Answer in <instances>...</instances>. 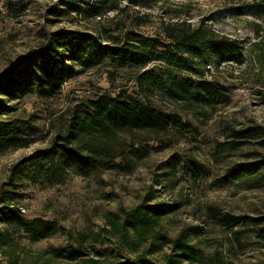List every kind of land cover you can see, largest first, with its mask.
<instances>
[{
  "label": "rangeland",
  "instance_id": "obj_1",
  "mask_svg": "<svg viewBox=\"0 0 264 264\" xmlns=\"http://www.w3.org/2000/svg\"><path fill=\"white\" fill-rule=\"evenodd\" d=\"M256 4L264 6V0H0V74L36 51L46 34L58 30L89 34L106 43L105 36L122 38L129 31L162 38L166 24L184 21L196 27L202 21L217 36L237 41L244 55L241 65L225 62L218 69L207 68L209 73L203 77L217 82L228 101L218 102L212 111L187 113L184 118L199 134L192 140L164 138L168 144L164 148L158 142L145 143L147 153L144 158H132L127 174L96 175L70 168L60 185L26 187L15 203L20 213L29 219L54 221L59 230L35 243L24 232L15 233L20 264H79L95 259V251L114 246L102 231L107 228L105 216L147 198L152 199L151 204L175 207L160 225L169 237L175 238L187 227L201 228V235L192 237L191 242L203 251V264H211L213 257L218 264H264V242L257 237L258 229L241 225L226 231L208 217L210 212L264 217V170L235 175L240 168L250 171L264 157L262 139L233 143L230 137L232 130L255 128L264 132V11L260 17L250 14ZM135 75L122 60L105 58L99 65L76 68L75 75L53 98L34 91L15 101L14 111L3 120L28 124L33 132L27 135L20 130L23 146L0 155V189L11 167L47 148L57 132L64 130L74 110L98 94L131 88ZM157 103L166 112L179 108L168 100ZM82 232L102 234L105 245L87 247L74 263L62 258L45 263L43 252L67 246L71 236Z\"/></svg>",
  "mask_w": 264,
  "mask_h": 264
},
{
  "label": "trees",
  "instance_id": "obj_2",
  "mask_svg": "<svg viewBox=\"0 0 264 264\" xmlns=\"http://www.w3.org/2000/svg\"><path fill=\"white\" fill-rule=\"evenodd\" d=\"M253 7L249 13L262 16L264 6ZM162 34V38H152L129 31L122 38L107 35L103 43L89 34L58 30L46 34L36 51L19 58L0 74L2 155L23 146L20 130L32 135L28 124L3 120L14 111L15 101L24 95L35 91L53 98L75 75L76 68L99 65L105 58L122 60L136 71L131 88L87 100L83 108L71 113L64 130L57 132L47 148L36 150L11 167L0 189V264H20L14 246L15 233L24 232L35 243L53 237L59 230L54 221L29 219L20 213L15 203L26 187L60 185L70 168L96 175L127 174L132 158H144L148 142H158L164 148L168 146L164 138L189 141L199 135L197 128L184 118L188 112L212 111L218 102L228 101L219 84L203 76L211 66L218 69L225 62L244 63L243 47L228 37L217 36L202 21L196 27L184 21L169 23L164 25ZM151 64L156 68H147ZM159 99L178 104V110H161ZM230 135L233 143L261 138L264 147V132L255 128L232 130ZM253 166L250 171L240 168L235 175L258 174L264 170V157ZM151 201L147 198L130 209L108 213L104 218L107 228L102 231L114 246L95 251V259H84L79 264H203V251L191 242L192 237L201 235V228L187 227L175 238L169 237L160 225L175 207ZM208 217L213 225L226 231L241 225L256 228L258 239L264 242V217L212 212ZM70 240L65 247L43 252L45 263L59 258L74 263L87 247L105 245L102 234L94 232H82ZM216 258L210 263L218 264Z\"/></svg>",
  "mask_w": 264,
  "mask_h": 264
}]
</instances>
